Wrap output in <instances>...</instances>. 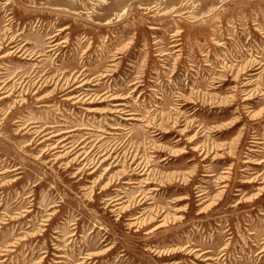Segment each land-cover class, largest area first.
Returning a JSON list of instances; mask_svg holds the SVG:
<instances>
[{
    "label": "rangeland",
    "instance_id": "1",
    "mask_svg": "<svg viewBox=\"0 0 264 264\" xmlns=\"http://www.w3.org/2000/svg\"><path fill=\"white\" fill-rule=\"evenodd\" d=\"M0 73V264H264V0H0Z\"/></svg>",
    "mask_w": 264,
    "mask_h": 264
},
{
    "label": "bare ground",
    "instance_id": "2",
    "mask_svg": "<svg viewBox=\"0 0 264 264\" xmlns=\"http://www.w3.org/2000/svg\"><path fill=\"white\" fill-rule=\"evenodd\" d=\"M22 50V49H21ZM2 64V63H1ZM1 74V73H0ZM8 82H3L1 81V75H0V92L2 93H6L7 92V89H8ZM8 97V95H5L3 98H6ZM125 117V116H124ZM83 146H81L80 148H82ZM77 148V147H76ZM76 148H73L72 150L76 149ZM81 157V155H80ZM103 157V156H102ZM76 160H78V164H81L82 162H85L88 164H92L94 165L96 163V160H94L93 158L91 159V161H89V159L87 157H81V158H77ZM143 170V169H142Z\"/></svg>",
    "mask_w": 264,
    "mask_h": 264
}]
</instances>
